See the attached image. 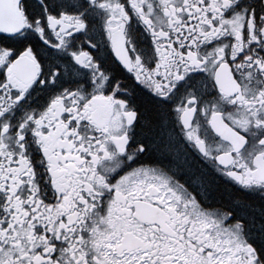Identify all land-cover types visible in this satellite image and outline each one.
Masks as SVG:
<instances>
[{
	"label": "snow or ice",
	"instance_id": "6c2138e0",
	"mask_svg": "<svg viewBox=\"0 0 264 264\" xmlns=\"http://www.w3.org/2000/svg\"><path fill=\"white\" fill-rule=\"evenodd\" d=\"M0 264H264V0H0Z\"/></svg>",
	"mask_w": 264,
	"mask_h": 264
}]
</instances>
